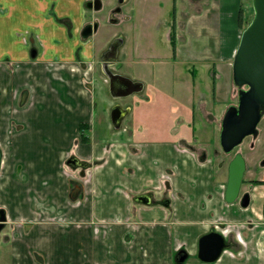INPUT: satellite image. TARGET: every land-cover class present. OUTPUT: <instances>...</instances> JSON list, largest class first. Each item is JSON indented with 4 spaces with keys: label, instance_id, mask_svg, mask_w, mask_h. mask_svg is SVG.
<instances>
[{
    "label": "crops",
    "instance_id": "obj_1",
    "mask_svg": "<svg viewBox=\"0 0 264 264\" xmlns=\"http://www.w3.org/2000/svg\"><path fill=\"white\" fill-rule=\"evenodd\" d=\"M87 1L0 0V118H44L56 128L49 135L53 143L59 142V148H31L38 156L31 159L36 164L28 163L33 179L14 181L18 201L8 213L24 222L23 212L45 216L57 210L68 224L66 238L73 236V253H67L74 264H176L179 251L187 254L183 264H264V184L251 187L246 209L225 202L224 179L212 161L200 160L190 148L195 128L188 126L193 116L186 105L190 113L181 114L179 129L165 138L153 137L145 127L126 130L127 107L121 108L129 116L115 129L110 113L120 105L107 108L95 100L92 81L76 77L80 66L94 64L89 38L81 35L94 13L85 10ZM239 32L232 31L238 43ZM31 46L37 49L34 60ZM2 131L4 187L10 172L20 178L23 169L12 158L18 152L5 147ZM72 156L88 167L67 166ZM40 166L41 175L34 177ZM146 193L153 195V205L135 201ZM212 231L229 247L214 263H203L197 259L198 241Z\"/></svg>",
    "mask_w": 264,
    "mask_h": 264
},
{
    "label": "rangeland",
    "instance_id": "obj_2",
    "mask_svg": "<svg viewBox=\"0 0 264 264\" xmlns=\"http://www.w3.org/2000/svg\"><path fill=\"white\" fill-rule=\"evenodd\" d=\"M101 1L102 10L88 18L98 22V30L88 42L94 64L76 73V77L91 80L95 87V100L106 102L107 108L111 104L131 108L129 114L132 117L124 125L126 130H134V126L145 127L156 138H165L171 130L179 129L183 122L181 114L190 113L184 107L186 105L193 117L184 119L190 121L188 126H194L193 137L196 139V143L191 139L188 142L200 154L205 153L212 159L214 169L224 179V169L232 155H224L220 148V124L227 108L237 105L232 61L238 41L234 40L232 31L237 28L241 32L242 26L244 29L251 21V0H127L120 6L121 14L114 16L118 19L117 25L110 24L108 16L110 9L118 4L115 0ZM239 10L242 11L241 27H238ZM234 12L236 15L231 21L228 18ZM173 22L174 50L170 42ZM117 36L124 39L117 55L119 64L113 67L116 73L110 68L107 71L144 84L142 92L120 100H114L108 94V77L99 64L101 52ZM43 119L37 122L34 118H0L5 147L11 153L18 152L12 158L16 157L20 169H23L20 178L10 172L6 177L8 185L0 186V209L8 214L0 232V264H74L71 255V248L75 245L73 236L66 238L64 227L68 224L57 210L45 216L40 212H23L24 222L17 219L18 214L8 213L13 203L18 201L12 192L14 181L28 183L33 179L28 163L38 156L31 148H59V142L54 144V138L49 136L56 128ZM258 130L259 136L255 141L248 138L237 148V152L247 159L249 168L253 167L255 159L264 155V117L258 124ZM1 141L0 138V148ZM251 142L253 149L250 148ZM41 167H37L34 177L41 175ZM252 179H264V169H260L256 176L250 171L246 173L243 191L249 188ZM65 240L68 242L66 250ZM36 256L41 260L35 259Z\"/></svg>",
    "mask_w": 264,
    "mask_h": 264
},
{
    "label": "water",
    "instance_id": "obj_3",
    "mask_svg": "<svg viewBox=\"0 0 264 264\" xmlns=\"http://www.w3.org/2000/svg\"><path fill=\"white\" fill-rule=\"evenodd\" d=\"M253 17L242 31L238 46L232 61V82L237 89V105H230L223 115L220 124L219 145L226 154L240 146L247 137L255 139L258 136V124L264 117V0H251ZM88 8L99 10L101 1L86 3ZM120 45V40L112 45L113 54ZM35 51L31 57H35ZM106 71L109 82V94L114 99L129 97L143 91V84L125 76ZM129 110L120 106L112 108L110 117L115 129L128 115ZM3 153L0 148V170ZM67 166L71 168H87L88 164L70 157ZM264 165V161L262 162ZM245 160L237 153L228 164L227 182L224 199L227 204L238 197L245 173ZM135 201L145 205L155 203L151 193L135 197ZM162 203V202H161ZM249 205V194L243 196L242 207ZM6 218L0 210V232L4 228ZM229 245L219 232H209L198 241L197 259L203 263H214ZM187 254L179 251L175 257L176 264H183Z\"/></svg>",
    "mask_w": 264,
    "mask_h": 264
},
{
    "label": "flooded vegetation",
    "instance_id": "obj_4",
    "mask_svg": "<svg viewBox=\"0 0 264 264\" xmlns=\"http://www.w3.org/2000/svg\"><path fill=\"white\" fill-rule=\"evenodd\" d=\"M89 1H94V0H88L87 2H89ZM101 1V0H100ZM126 1L127 0H115V2H116V4H118V5H114L111 9H110V14H109V16H108V21L110 22V24H112V25H117V23H118V19L117 18H115L114 16L115 15H120L121 14V12H122V9H121V5H123V4H125L126 3ZM86 2V3H87ZM86 3L84 4V7H85V10H87L88 12H95V13H98V12H100L101 10H102V1H101V8L99 9V10H94L93 9V7L92 8H88L87 6H86ZM172 26V25H171ZM98 30V22H97V20L96 19H92V21H89V22H87V23H85L84 25H83V27L81 28V35L82 36H86L87 38H91L92 36H93V34L96 32ZM120 40V45H119V47L117 48V50H116V52H114V54H113V50H112V45L114 44V42H118ZM24 43L25 44H27V43H29V42H27V41H24ZM110 44L108 45V47L106 46V48L101 52V54H100V69H101V71L104 69V70H107L108 68H110L113 72H115L116 73V71H115V68H113V67H116L118 64H119V62H118V58H117V55H118V52H119V50L121 49V47L124 45V39H123V37L122 36H117L116 38H113L110 42H109ZM35 51V57H31V52L32 51ZM29 55H30V58H31V60H34L35 58H36V56H37V49H36V47H33V46H31V48L29 49ZM117 58V60L115 61V59ZM80 68L82 69V70H84V69H86V68H83V66L81 67L80 66ZM139 81V80H138ZM144 85V84H143ZM108 88H109V82H108ZM144 90V89H143ZM110 95V94H109ZM133 95H135V94H133ZM111 96V95H110ZM132 96V95H131ZM125 98H128V97H125ZM120 99H124V98H120ZM119 99V100H120ZM114 100H118V99H114ZM121 107V106H120ZM111 119V118H110ZM123 119H125V118H123ZM122 119V120H123ZM222 120V119H221ZM122 122V121H121ZM258 136H259V130H258ZM258 136L255 138V139H253L252 137H247L246 139H248V138H251V140L252 141H255L257 138H258ZM245 139V140H246ZM218 140H219V136H218ZM244 140V141H245ZM243 141V142H244ZM243 144V143H242ZM241 144V145H242ZM239 147V146H238ZM237 147V148H238ZM190 148H192L193 150H195V147H190ZM221 148V147H220ZM237 148L236 149H234L231 153H229V154H226V153H224L223 151H222V153L224 154V155H232L231 156V159H230V161L234 158V156L237 154V153H240V152H237ZM250 148L251 149H253L254 148V145H253V142H251V144H250ZM222 150V149H221ZM198 153H199V151H198ZM241 154V153H240ZM242 155V154H241ZM198 157H199V159L200 160H202V161H206V160H210V161H212V159L211 158H209V157H207V155L205 154V153H199L198 154ZM242 157L244 158V160H245V173H244V178H243V180H242V184H241V188H240V192H239V195H238V197L235 199V201L234 202H232V203H230V204H228V205H236L239 209H246V208H248L249 207V205H250V203H251V193H250V189H251V187H253V186H256L253 182H255V181H259V180H255V179H252V180H250V183H249V188L248 189H245L244 191L242 190L243 189V185L245 184V175H246V173L247 172H252L255 176L260 172V169H264V165H262V162L264 161V155L262 156V157H260V158H258V160H256L255 159V164H253V167L252 168H249V166H248V162H247V159L242 155ZM229 161V162H230ZM229 162H228V164H229ZM228 164L226 165V167H225V169H224V171H225V173H224V186H223V189H224V192H225V186H226V182H227V172H228ZM221 169H223L222 168V166H221ZM223 171V172H224ZM261 181V180H260ZM243 191V192H242ZM246 193H248L249 194V205L246 207V208H243L242 207V200H243V196H244V194H246ZM225 200V199H224ZM226 202V201H225ZM264 207V206H263ZM263 215H264V211H263ZM6 224V223H5ZM217 227H219V226H217ZM221 230H225V226L224 225H221V227H219ZM4 229V228H3ZM221 234V233H220ZM227 243V242H226ZM186 259H187V257H186ZM185 259V260H186Z\"/></svg>",
    "mask_w": 264,
    "mask_h": 264
},
{
    "label": "trees",
    "instance_id": "obj_5",
    "mask_svg": "<svg viewBox=\"0 0 264 264\" xmlns=\"http://www.w3.org/2000/svg\"><path fill=\"white\" fill-rule=\"evenodd\" d=\"M241 26H242V11L239 10V13H238V27H241ZM244 29H243V26H242L241 30H244ZM170 42H171L172 48L174 50L175 49V26H174V22L172 23V28H171V33H170ZM253 183L255 185H262V184H264V181L263 182L255 181ZM263 211H264V207H263Z\"/></svg>",
    "mask_w": 264,
    "mask_h": 264
}]
</instances>
